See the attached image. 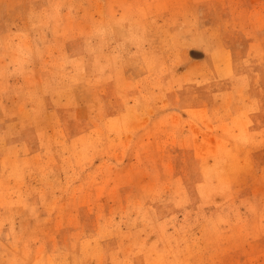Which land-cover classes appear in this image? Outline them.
<instances>
[{
    "label": "rangeland",
    "instance_id": "1",
    "mask_svg": "<svg viewBox=\"0 0 264 264\" xmlns=\"http://www.w3.org/2000/svg\"><path fill=\"white\" fill-rule=\"evenodd\" d=\"M0 264H264V0H0Z\"/></svg>",
    "mask_w": 264,
    "mask_h": 264
}]
</instances>
